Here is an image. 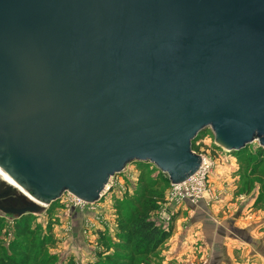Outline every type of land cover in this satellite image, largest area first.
<instances>
[{
    "label": "water",
    "instance_id": "water-1",
    "mask_svg": "<svg viewBox=\"0 0 264 264\" xmlns=\"http://www.w3.org/2000/svg\"><path fill=\"white\" fill-rule=\"evenodd\" d=\"M264 148V0H0V211L97 203L130 163Z\"/></svg>",
    "mask_w": 264,
    "mask_h": 264
},
{
    "label": "rangeland",
    "instance_id": "rangeland-1",
    "mask_svg": "<svg viewBox=\"0 0 264 264\" xmlns=\"http://www.w3.org/2000/svg\"><path fill=\"white\" fill-rule=\"evenodd\" d=\"M199 145L195 152L206 154L214 166L209 176V185L230 188L231 194L222 192L220 196H229L238 214L245 210L244 216H262L264 212V148L254 141L239 151H222L213 141L212 132L206 128L198 134ZM222 151V153H220ZM225 159L222 162V158ZM127 168L135 172V178L129 185L131 192L126 196L116 197L115 193L106 194L105 198L89 209L74 207L64 194L61 199L50 204L41 205V211L28 215L33 229L37 230L35 241L45 242V256L52 258L49 264H120V261H109L107 255L114 254L116 232L120 230V222L129 213L133 197H138L144 188L150 187V181L156 180V172L139 162L128 164ZM149 168V169H148ZM1 180V179H0ZM157 179L159 185L155 188L158 194L165 184ZM2 181V180H1ZM8 184V183H7ZM138 189V190H137ZM135 190L137 195H133ZM19 193L26 196L22 191ZM118 196V195H117ZM209 197V195H205ZM29 198L28 196H26ZM34 202L31 198H29ZM159 207L150 213L149 219L157 226L167 229L171 223L164 226L158 214ZM242 215V214H241ZM264 216V215H263ZM19 216L5 214L0 211V256L2 252H10L11 242L17 241L26 246L31 245V238H15L14 225ZM104 234V239L99 237ZM33 240V239H32ZM148 256L134 257V264H160L161 249ZM120 254H125L120 252Z\"/></svg>",
    "mask_w": 264,
    "mask_h": 264
},
{
    "label": "crops",
    "instance_id": "crops-1",
    "mask_svg": "<svg viewBox=\"0 0 264 264\" xmlns=\"http://www.w3.org/2000/svg\"><path fill=\"white\" fill-rule=\"evenodd\" d=\"M212 181L209 197L175 214L160 264H264V212L246 217L242 208L238 214L229 196H220L230 188Z\"/></svg>",
    "mask_w": 264,
    "mask_h": 264
},
{
    "label": "trees",
    "instance_id": "trees-1",
    "mask_svg": "<svg viewBox=\"0 0 264 264\" xmlns=\"http://www.w3.org/2000/svg\"><path fill=\"white\" fill-rule=\"evenodd\" d=\"M197 139L192 143V150L194 151L196 150L195 141ZM141 164L146 167L149 166L146 163ZM155 177L156 180L150 181L149 188H144L138 197H133L129 213L123 217L122 222H120V230L115 234L118 241L113 243L115 252L107 255V260H114L115 263L120 261V264H134L135 255L148 256L155 253L170 237L171 224L167 229H163L149 219L150 213L156 210L163 201L164 191L169 185L165 174L159 172ZM159 178L162 179L161 183L165 184V187L157 194L155 188L159 185L157 182ZM137 190L133 195L138 194ZM28 215L30 214L21 215L16 219L14 231L15 238H31V245L26 246L17 241L11 242L10 252H2L0 256V264H49L52 260L51 257L45 256L44 240L40 244L34 240L37 230L32 228ZM99 237L104 239V234L99 233ZM120 252L125 254H120ZM69 264H73V262Z\"/></svg>",
    "mask_w": 264,
    "mask_h": 264
},
{
    "label": "built area",
    "instance_id": "built-area-1",
    "mask_svg": "<svg viewBox=\"0 0 264 264\" xmlns=\"http://www.w3.org/2000/svg\"><path fill=\"white\" fill-rule=\"evenodd\" d=\"M199 139V137H197ZM196 138V139H197ZM195 141V145H199V140ZM222 151H227L221 148ZM220 151V153H222ZM201 156V164L199 168L190 176L177 185L169 183L164 191L163 201L159 205V217L164 226L172 222L175 214L184 205H197L205 199V195H209L210 185L209 176L214 166V162L204 153L197 152ZM128 166V165H127ZM121 171L120 174L114 175L109 179L108 184L103 189L99 201L105 198L106 194L115 193L116 197H122L127 193H132V187L129 182L134 180L135 172L127 168ZM149 167L158 174L160 171L152 164ZM162 173V172H161ZM164 174V173H163ZM66 199L71 205L79 209H89L95 207L97 203H86L79 198L73 197L70 193H65ZM118 195V196H117Z\"/></svg>",
    "mask_w": 264,
    "mask_h": 264
},
{
    "label": "bare ground",
    "instance_id": "bare-ground-1",
    "mask_svg": "<svg viewBox=\"0 0 264 264\" xmlns=\"http://www.w3.org/2000/svg\"><path fill=\"white\" fill-rule=\"evenodd\" d=\"M0 179L6 183H8V185H11L12 187L16 188L17 190L19 189L20 191H22L26 196H28L22 189L19 188V186L15 183V181L6 173V172H0ZM29 198H31L30 196H28ZM32 199V198H31ZM33 200V199H32ZM34 201V200H33ZM35 202V201H34ZM40 204V203H38ZM44 205V204H41Z\"/></svg>",
    "mask_w": 264,
    "mask_h": 264
},
{
    "label": "flooded vegetation",
    "instance_id": "flooded-vegetation-1",
    "mask_svg": "<svg viewBox=\"0 0 264 264\" xmlns=\"http://www.w3.org/2000/svg\"><path fill=\"white\" fill-rule=\"evenodd\" d=\"M2 182H4V181H2ZM5 184H7L6 182H4ZM18 191H20L19 189H18Z\"/></svg>",
    "mask_w": 264,
    "mask_h": 264
}]
</instances>
